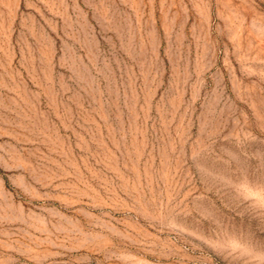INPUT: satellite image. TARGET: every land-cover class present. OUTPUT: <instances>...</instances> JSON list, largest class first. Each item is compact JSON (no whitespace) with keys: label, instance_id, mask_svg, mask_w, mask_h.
Returning <instances> with one entry per match:
<instances>
[{"label":"rangeland","instance_id":"1","mask_svg":"<svg viewBox=\"0 0 264 264\" xmlns=\"http://www.w3.org/2000/svg\"><path fill=\"white\" fill-rule=\"evenodd\" d=\"M0 264H264V0H0Z\"/></svg>","mask_w":264,"mask_h":264}]
</instances>
